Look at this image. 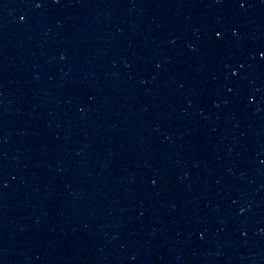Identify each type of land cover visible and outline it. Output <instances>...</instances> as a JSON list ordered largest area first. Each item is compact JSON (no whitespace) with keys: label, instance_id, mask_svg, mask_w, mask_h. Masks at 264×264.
<instances>
[{"label":"water","instance_id":"1","mask_svg":"<svg viewBox=\"0 0 264 264\" xmlns=\"http://www.w3.org/2000/svg\"><path fill=\"white\" fill-rule=\"evenodd\" d=\"M0 264H264V0H0Z\"/></svg>","mask_w":264,"mask_h":264}]
</instances>
